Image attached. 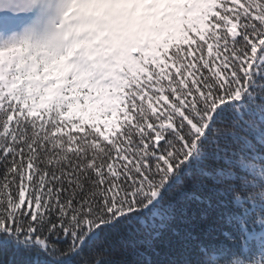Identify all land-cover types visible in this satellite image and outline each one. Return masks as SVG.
<instances>
[{
    "label": "snow or ice",
    "instance_id": "6c2138e0",
    "mask_svg": "<svg viewBox=\"0 0 264 264\" xmlns=\"http://www.w3.org/2000/svg\"><path fill=\"white\" fill-rule=\"evenodd\" d=\"M0 264H264V0H0Z\"/></svg>",
    "mask_w": 264,
    "mask_h": 264
}]
</instances>
